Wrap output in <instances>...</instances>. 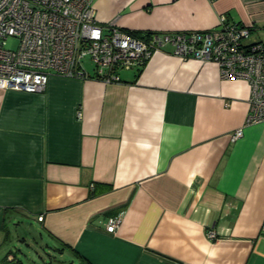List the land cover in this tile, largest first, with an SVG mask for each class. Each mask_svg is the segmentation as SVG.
<instances>
[{
    "label": "crops",
    "instance_id": "crops-1",
    "mask_svg": "<svg viewBox=\"0 0 264 264\" xmlns=\"http://www.w3.org/2000/svg\"><path fill=\"white\" fill-rule=\"evenodd\" d=\"M94 8L99 23L138 36L209 30L225 14L252 27L248 42L264 41V0H94ZM86 72L52 74L38 93L0 88V264L21 263L14 239L44 261L15 235L28 225L49 257L80 264H264V121L245 125L248 81L169 46L119 69L117 82Z\"/></svg>",
    "mask_w": 264,
    "mask_h": 264
},
{
    "label": "built area",
    "instance_id": "built-area-1",
    "mask_svg": "<svg viewBox=\"0 0 264 264\" xmlns=\"http://www.w3.org/2000/svg\"><path fill=\"white\" fill-rule=\"evenodd\" d=\"M251 31L223 14L209 30L138 36L113 21L99 23L94 0H0V88L38 93L52 74L89 77L82 64L86 56L94 66L93 77L117 82L119 69L141 66L169 46L183 59L217 63L224 79L247 80L245 125H251L264 121V41L248 42ZM10 38L17 40L15 48L7 46ZM242 136L241 127L231 140ZM120 223L121 215L110 217L106 230L115 233ZM260 232L264 236V223ZM208 236L215 238L212 230Z\"/></svg>",
    "mask_w": 264,
    "mask_h": 264
},
{
    "label": "rangeland",
    "instance_id": "rangeland-1",
    "mask_svg": "<svg viewBox=\"0 0 264 264\" xmlns=\"http://www.w3.org/2000/svg\"><path fill=\"white\" fill-rule=\"evenodd\" d=\"M16 45H17L16 39L10 38L7 40V46H9L11 48H15ZM82 64H84V67L88 72H93L94 66H93V64L90 61L88 56H86L82 59ZM32 233H33V231L31 229H29V225H28V228L24 229L22 226L19 229H17L15 235L17 234L19 236L20 235L22 236V234H25L27 242L32 243V245L34 246L33 248L36 249L37 251H39L40 254H44V261L40 260V258H38L36 256L35 252L29 253V245L27 246L24 242H21L17 239L16 240L14 239V241L10 243L11 249L13 251H15V255L18 257V259L21 261V263H19L16 260L10 264H80V261L77 259V257L71 256L70 254H67L65 257H61L58 252L53 251L52 255H54V257H52V258L49 257L46 253H44L43 250H48L51 252V248H47V247L44 248L41 246H37L36 242L32 241V237H33ZM16 248H19L23 253H20Z\"/></svg>",
    "mask_w": 264,
    "mask_h": 264
},
{
    "label": "trees",
    "instance_id": "trees-1",
    "mask_svg": "<svg viewBox=\"0 0 264 264\" xmlns=\"http://www.w3.org/2000/svg\"><path fill=\"white\" fill-rule=\"evenodd\" d=\"M130 32L133 33V34H135V35H137V32H135V31H133V32L130 31ZM4 227H5V226H4V223H3V228H4ZM8 235H9V233L7 232V234L5 235L4 241L8 239ZM67 248H70L69 245H67Z\"/></svg>",
    "mask_w": 264,
    "mask_h": 264
}]
</instances>
